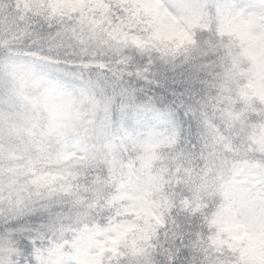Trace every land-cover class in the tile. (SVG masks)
I'll return each mask as SVG.
<instances>
[{
    "label": "snow or ice",
    "instance_id": "snow-or-ice-1",
    "mask_svg": "<svg viewBox=\"0 0 264 264\" xmlns=\"http://www.w3.org/2000/svg\"><path fill=\"white\" fill-rule=\"evenodd\" d=\"M0 264H264V0H0Z\"/></svg>",
    "mask_w": 264,
    "mask_h": 264
}]
</instances>
